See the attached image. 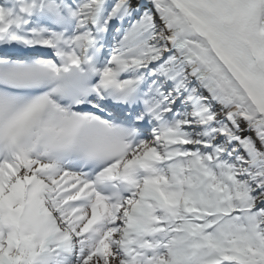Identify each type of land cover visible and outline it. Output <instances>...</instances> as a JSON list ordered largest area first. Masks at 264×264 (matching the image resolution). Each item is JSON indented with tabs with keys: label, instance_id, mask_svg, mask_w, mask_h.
<instances>
[{
	"label": "snow or ice",
	"instance_id": "snow-or-ice-1",
	"mask_svg": "<svg viewBox=\"0 0 264 264\" xmlns=\"http://www.w3.org/2000/svg\"><path fill=\"white\" fill-rule=\"evenodd\" d=\"M0 264H264V0H0Z\"/></svg>",
	"mask_w": 264,
	"mask_h": 264
}]
</instances>
